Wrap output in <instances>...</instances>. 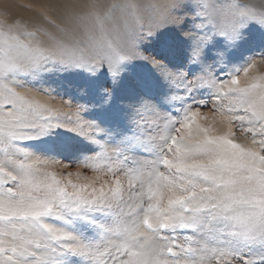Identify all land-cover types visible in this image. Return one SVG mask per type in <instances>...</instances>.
<instances>
[{"label":"snow or ice","instance_id":"1","mask_svg":"<svg viewBox=\"0 0 264 264\" xmlns=\"http://www.w3.org/2000/svg\"><path fill=\"white\" fill-rule=\"evenodd\" d=\"M16 7L0 3V264H264V4ZM69 74L78 97L49 83ZM61 130L88 150L28 147Z\"/></svg>","mask_w":264,"mask_h":264},{"label":"rangeland","instance_id":"2","mask_svg":"<svg viewBox=\"0 0 264 264\" xmlns=\"http://www.w3.org/2000/svg\"><path fill=\"white\" fill-rule=\"evenodd\" d=\"M15 1L14 3L16 5L18 3L22 5L20 1L17 0L18 3ZM142 1L144 2V0ZM145 1L148 3L151 2V0H145ZM28 5L29 4L23 3L22 6L28 7ZM260 5H261V2L259 1L257 3V8H259ZM26 10H33L34 12V10L36 9L33 8L32 5H30L29 9L26 8ZM158 37H159V34H158ZM249 39L252 41H256V42L260 41L261 35L257 28L254 27L250 31ZM144 48H145V51L150 52L151 54L157 56V58L165 60L170 65L180 66V64L182 63L183 57L179 50L180 49L179 42H178V50L174 56H170L168 53L162 51V49L159 46V38H153L151 43H145ZM260 71L264 72V65L263 66L261 65ZM132 72L154 75L151 67L149 65L142 64V63H136L132 68ZM49 83L51 84V87L54 88L60 95H65V93L71 94L74 97H78L79 95L78 84L80 83V80L76 76H73L71 74L65 75V76H54L50 79ZM158 91L161 94L165 91V88L162 84L158 86ZM52 104L59 105V102L54 101ZM93 115H98V113H93ZM28 147L32 148L33 150L39 151V152L40 151L45 152V151H48L54 148L56 149L57 153L62 158H65V159H70L72 157H75L79 153L88 150V146L80 138L76 137L75 135L71 133H68L62 130L56 132L51 137L45 138L38 142H32L28 145ZM56 170L59 172V171H67V170H74V169H63L62 166H57Z\"/></svg>","mask_w":264,"mask_h":264},{"label":"bare ground","instance_id":"3","mask_svg":"<svg viewBox=\"0 0 264 264\" xmlns=\"http://www.w3.org/2000/svg\"><path fill=\"white\" fill-rule=\"evenodd\" d=\"M12 1H13V2H12ZM14 1H15V0H9L10 3L16 5V4L14 3ZM18 1H20L22 5H23V3H24V4H29L28 7H24V6L20 5V3L17 2V0L15 1V2L18 3L17 5H20L19 7L22 6L23 9H22V7H21V8H19V7L14 8V9H13V13H14V15H17V16H20V17H24V18H31V17H33L34 12H35V10H34V12H33V10H26V8L29 9V6L32 5V7L36 9V8L39 6V4H41V3L43 2V0H18ZM259 1L261 2V4H264V0H251V3H253V4L257 7V3H258ZM2 2H3V1L0 0V3H2ZM141 2H142V3H145V4L148 3V2H146L145 0H144V2L141 0ZM258 5H259V4H258ZM25 6H26V5H25ZM30 9H32V8H30ZM262 66H263V65H262ZM43 99H45V101L48 102V103H53V102H54V101H51V100H47L46 97L43 98ZM57 106H58V105H57ZM35 151H36V150H35ZM37 152H39V151H37ZM40 152H41V151H40Z\"/></svg>","mask_w":264,"mask_h":264}]
</instances>
